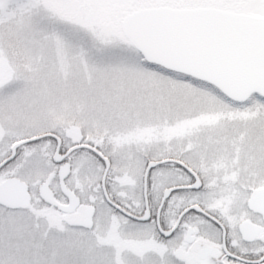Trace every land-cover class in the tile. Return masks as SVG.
<instances>
[{
	"label": "rangeland",
	"instance_id": "obj_1",
	"mask_svg": "<svg viewBox=\"0 0 264 264\" xmlns=\"http://www.w3.org/2000/svg\"><path fill=\"white\" fill-rule=\"evenodd\" d=\"M159 5L213 6L264 18V0H0V160L15 140L49 130L73 140L106 139L115 146L114 164L126 166L124 171L112 166L109 187L127 193L123 201L135 210L143 205L144 159L174 156L185 141L192 152L225 157L211 161L210 170L219 165L225 170L234 156L241 166H255L262 183L264 96L227 100L207 82L146 63L123 35L127 13ZM49 144L42 138L23 145L16 160L0 170V180L14 174L29 187L23 208L0 205V264H109L105 247L94 239V232L110 234L104 227L112 209L98 188L101 164L87 150L70 158L65 182L95 215L89 229L69 227L74 214L56 208L64 198ZM157 169L152 176L160 192L176 184V170ZM43 181L54 192L53 205L38 196ZM164 205L163 215L173 219L176 195ZM124 224L120 233L134 240L154 234L147 222L124 219ZM150 240L143 241L150 252L126 253L124 264H189L183 254L178 260L173 255L176 236L162 240L170 248L165 251L154 250Z\"/></svg>",
	"mask_w": 264,
	"mask_h": 264
},
{
	"label": "flooded vegetation",
	"instance_id": "obj_2",
	"mask_svg": "<svg viewBox=\"0 0 264 264\" xmlns=\"http://www.w3.org/2000/svg\"><path fill=\"white\" fill-rule=\"evenodd\" d=\"M145 62L152 64L147 61ZM156 66L162 69L163 72L167 70L158 65ZM225 98L237 103H245L249 100L247 98L244 101H235L227 97ZM43 133H51L53 135L40 137L35 140H40L42 138L48 139L49 145L53 146L51 156L58 143L59 146L57 149L59 153H67L58 163L50 159L56 165L54 170L57 178L58 191L64 198V201H58V203H56L57 210L58 204L67 202L65 195L59 190L60 186L57 177V168L62 163H69V173L64 178V183L68 189H70L65 180L72 172L71 168L73 163L70 158H72L75 152L87 150V152L91 153L94 159L101 164L102 171L98 188L101 192V198H103L112 209L106 223L107 226L104 227V229H109L108 231H110V234L108 237L105 236L107 237L105 238L103 237V233L94 232V239H98V244L105 247V258L109 261V264H124L126 253H136L140 256L142 253H146V251L150 252V249H144L143 246V241L146 239H151V245L154 246V250L160 248L162 251L169 250L170 248L163 245L162 240L174 236H176V246L172 247V252L173 255L176 256V260L180 259L179 254L181 253L183 254L182 258L189 264H264V181L258 183L260 171L255 168V166L250 164L245 167L241 166L239 161L237 162L236 158L232 156L231 158H227L229 163L227 162L225 164V170H222L220 165L218 169L210 170L211 161L217 160L212 164L215 165L220 159L224 160L225 157L222 158V154H215V157H211L210 152H192L187 147V142L185 141L183 148L176 149V155L174 156L144 159L141 195L143 198V205H141L140 209L135 210L131 207V204L129 205L127 202L123 201L125 197L127 198V193L126 196H124L125 194L123 195L122 192L117 191L115 193V191L113 192L109 187L110 183L108 176L110 175L109 171L112 169V166L116 165V169L121 171L126 169L125 163H119L118 165L114 164L112 153L115 151V146H113V143L102 138H97L95 141L90 138L85 140L79 136L76 137V140H73L72 136H69V133L62 132L64 136H60L57 130L41 132L23 137L19 140ZM17 141L18 140H15L11 144L8 154H5L0 162L4 159L6 160L12 153L11 147ZM32 141L29 142L31 143ZM29 142L17 146L14 155L0 166V170L11 162H14L20 148L23 145L29 144ZM104 159L108 161V168L104 181L106 192L109 198L124 211L109 203L104 197L101 186L102 174L106 167ZM149 163L153 164L149 167L146 178L148 218L142 220L138 217H140L145 210V199L143 196L144 173ZM162 167L174 171L176 170V184H169L161 188L160 192V188L157 187H160L158 181L161 182L163 173H156V183L158 186L154 184L155 178L153 179L152 174L154 170ZM157 170L160 171L159 169ZM11 176L16 175H6L0 182ZM18 178L21 179L20 177ZM121 184L124 186L125 183ZM175 186L176 189L171 190L161 204L164 189ZM70 190L76 194L72 189ZM171 195H176V216L173 219L163 215L164 204ZM27 198L28 195L17 206L0 205L21 209L25 206ZM53 204L54 203H51L49 205ZM160 204L161 208L158 211ZM87 207L90 206H81V201L79 199V203L73 211H58L61 214H74V216H69L70 218L67 221L69 227L89 229L91 224L94 223L95 212L93 210L90 218L86 220V224H84V218H86L85 208ZM124 219H131L136 222H147L153 227L154 234H152V236H141L139 240H134V238L130 236L123 235L120 231H122V226L125 225ZM157 221L162 231L159 229ZM175 223L176 227L174 228L173 226ZM189 229L192 230L190 234L192 236L191 240L186 239ZM166 231L169 232L166 233ZM182 240L183 242L181 243Z\"/></svg>",
	"mask_w": 264,
	"mask_h": 264
},
{
	"label": "water",
	"instance_id": "obj_3",
	"mask_svg": "<svg viewBox=\"0 0 264 264\" xmlns=\"http://www.w3.org/2000/svg\"><path fill=\"white\" fill-rule=\"evenodd\" d=\"M121 30L150 63L206 81L235 101H244L255 92L264 96L263 17L257 18L213 6L170 8L160 5L139 8L128 13L121 20ZM49 135L53 134L43 133L18 140L11 147L12 153L0 162V166L14 155L20 144ZM58 146L59 143L51 156V160L56 163L67 154H60ZM104 160L106 167L101 180L104 197L124 211L106 192L104 181L108 161ZM151 164L153 163L148 164L144 173L145 210L138 217L142 220L148 218L146 178ZM69 168V163H62L57 168V177L59 190L67 199L66 203L58 204V210L70 212L76 208L79 199L64 183ZM173 189L176 186L164 189L161 204ZM27 190L28 185L18 177L5 178L0 182V204L19 205L28 195ZM37 193L42 201L49 204L54 202V193L48 183L41 182ZM92 212L93 208H85L84 224ZM157 225L162 231L158 221ZM173 227H176V223ZM191 232V229L187 231V240L192 239Z\"/></svg>",
	"mask_w": 264,
	"mask_h": 264
}]
</instances>
